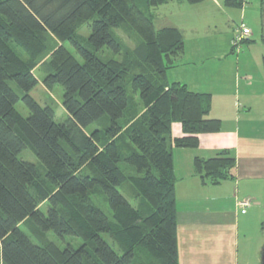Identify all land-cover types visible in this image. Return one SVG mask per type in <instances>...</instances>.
I'll use <instances>...</instances> for the list:
<instances>
[{"label":"trees","instance_id":"1","mask_svg":"<svg viewBox=\"0 0 264 264\" xmlns=\"http://www.w3.org/2000/svg\"><path fill=\"white\" fill-rule=\"evenodd\" d=\"M168 1L0 0V264H178L172 148H196L200 135L219 132L222 122L209 117V93L167 80L184 50L183 36L176 28L157 30L150 10ZM123 23L139 37L130 49L114 31ZM84 24L87 36L77 33ZM103 48L122 58L100 59ZM45 54L41 83L49 90L62 86L68 115L62 123L29 94L38 83L33 69ZM143 63L153 77L137 72ZM133 71L129 84L140 103L121 85ZM19 101L28 116L15 108ZM172 123L180 136H171ZM26 148L36 164L19 158ZM123 163L134 172L126 174ZM234 166L226 149L193 159L195 173L212 185L231 179ZM125 181L137 203L120 193ZM99 189L110 217L91 199ZM24 222L40 242L20 227ZM48 232L83 242L61 248L45 239Z\"/></svg>","mask_w":264,"mask_h":264},{"label":"crops","instance_id":"2","mask_svg":"<svg viewBox=\"0 0 264 264\" xmlns=\"http://www.w3.org/2000/svg\"><path fill=\"white\" fill-rule=\"evenodd\" d=\"M240 2V6H227L225 0L197 4L170 0L150 10L157 30L176 28L183 36L184 50L167 70V80L183 83L192 92L209 93V117L220 119L222 130L226 128L223 122L234 121L229 144L220 142L219 131L201 134L196 148H172L178 264H259L257 252L264 241V72L259 83L263 86L252 94L255 83L247 80L250 73L243 77L237 72L238 58H233V52L202 43L215 36L218 14L223 15L226 27L234 31L236 19H244L249 26L250 17L261 13L263 0ZM251 32L253 41L252 29ZM188 36L193 42L191 48L187 47ZM231 37L232 32L226 37L229 46ZM231 82L236 88L234 93ZM240 88L244 92L241 109L236 93ZM255 94L259 96V114L253 112L256 99L250 98ZM174 124L171 136H180L181 128L172 134ZM224 149L235 159L232 178L216 185L203 182L194 171L193 159L211 158ZM243 198L251 201L247 209L239 206ZM241 235L245 244L242 256Z\"/></svg>","mask_w":264,"mask_h":264},{"label":"rangeland","instance_id":"3","mask_svg":"<svg viewBox=\"0 0 264 264\" xmlns=\"http://www.w3.org/2000/svg\"><path fill=\"white\" fill-rule=\"evenodd\" d=\"M246 20V19H245ZM236 22H238L239 24V19H236ZM249 26L251 27L252 31H253V41L251 43H245V44H240L239 46H237V48L234 49L233 51V58H238L235 65L237 66V72L243 76L246 77V73H250L247 80H252L255 85H254V89L252 91V94L256 93V90L259 89L261 86H263V84H259L263 78V72H264V41H262L261 37H262V23H261V13L260 11H258L256 14L252 15L250 17L249 20ZM217 29H216V33L215 36L212 37L210 40H206L205 42L202 41V43H204V45H211L212 49H218V50H222L224 48H227V51H230V48L233 47L232 44L229 46L228 44V37L229 35H231L232 32V36L234 34V31H232V28H227L226 27V22L225 19L223 17V15H219L216 16L215 18V24H214ZM213 27V26H212ZM129 30V31H128ZM115 33L122 39V42L124 45H126V47H128L129 49L132 48L135 45L136 39H139L138 35L129 28V26L125 23L121 24V26L119 28H117L116 30H114ZM77 33L82 34L87 36L89 34V29L87 27V24H84L82 27H80L77 30ZM217 34V35H216ZM50 35V34H49ZM226 35V37H225ZM46 37L48 38V41L50 44H48V46L50 47V45H52V38H50L48 35H46ZM189 36L187 37V47L191 48L193 46V42L189 41ZM54 39V38H53ZM232 39V37L230 38V40ZM55 40V39H54ZM225 40L227 43H225ZM56 41V40H55ZM200 44V43H199ZM64 46L70 51L72 52L78 59L79 57L77 56V54L75 53L74 49L67 43H64ZM227 46V47H226ZM230 53V52H229ZM232 53V52H231ZM47 55L45 54L42 58H40L37 66L33 69V73L36 76L38 83L35 85V87L29 92L30 96L32 98H34L40 105H47L49 106L53 112H54V120L58 123H62L64 122L68 115L65 111V109L62 106V96H63V88L61 85H54L50 90L45 88L42 83V77L44 76L45 73V68H44V64L47 60ZM97 56L100 59H105L106 57H110V58H116L119 59L122 58V55H116L113 54L111 51H109L107 48H103L102 50H100L99 52H97ZM231 57V56H230ZM233 60V59H232ZM227 66V65H226ZM138 73H142V74H146L149 77H151L153 75V71L150 68V66L146 63H143L141 65V70L137 71ZM133 72H130L129 76L127 78H125L122 82L121 85H123V87L126 89L127 95L129 98L133 99L134 102H141L139 99V95L138 93H133L129 84L130 81V77L133 75ZM245 73V75H244ZM153 77V76H152ZM249 80V81H250ZM231 86L233 88L232 92L234 93V91H236L235 86L233 85V82H231ZM12 87L17 90L15 88V86L12 84ZM18 91V90H17ZM239 97V106L241 109V99H242V94L244 93L242 91V88H240V90L237 89L236 92ZM251 99L253 98H259L258 95H252L250 97ZM253 102V101H252ZM257 99L253 102L254 104V111L255 113L260 112L259 107L257 106ZM138 104V103H137ZM15 108L17 109V111L22 114L23 116H28L29 112L28 109L23 105V103L21 101H19L16 105ZM137 108H139V104L137 105ZM129 115V114H128ZM125 119L127 120V118L125 117ZM225 126L226 128H224L222 130H220V142L224 143V144H229L230 141L232 140L231 136H230V128L231 126L234 125V121L231 120H227L225 122ZM224 125V124H223ZM178 126V127H177ZM94 128H96V124H92L90 126H88L85 131L87 133H90V131H92ZM172 134L175 135L176 134V130L177 133L180 130V127L178 125V123L174 124L172 126ZM214 136V135H211ZM19 158H21L22 160L31 162V163H37V160L33 154V152L29 149L26 148L24 149L20 154H19ZM120 167L125 171V173H129L131 174L132 172H134V169L126 164H120ZM88 169L86 167L82 168V173H87ZM119 191L120 193L129 201H132L133 203H137L136 199L133 198V192H134V187L131 185L130 182L125 181L124 183H122V185L119 187ZM91 199L93 200V202L108 216L110 217V209L107 205V202L105 200V197L103 195V193L98 190L94 191L91 193ZM40 209L46 213L47 210V204L43 203L42 205H40ZM262 221H264V218L262 219ZM20 227L30 236L31 235H35L37 236L38 234L36 232H32L31 229L29 228V224L28 223H22L20 225ZM32 233V234H31ZM262 233L264 234V231H262ZM32 239L36 242H40L41 240L38 238H34L33 236H31ZM102 237L105 241H107L108 243H110L113 248L115 250H118L117 244L114 243V241L111 239L110 235L108 234H102ZM243 236H240L241 239V256H242V247H244L243 245H245L243 243ZM45 239H48L52 242H55L58 246H60L61 248L65 247L66 245H70L73 248H77L82 244V239L79 237H72V236H67L65 237L63 240H59L57 238H55V236L51 233L48 232L46 233ZM243 243V244H242ZM246 243H247V239H246ZM249 254H247L248 256ZM257 256H258V252H257Z\"/></svg>","mask_w":264,"mask_h":264},{"label":"built area","instance_id":"4","mask_svg":"<svg viewBox=\"0 0 264 264\" xmlns=\"http://www.w3.org/2000/svg\"><path fill=\"white\" fill-rule=\"evenodd\" d=\"M251 34V29L247 25L246 21L241 19L234 30V34L231 39L232 46L237 48V46H239L244 40L249 39ZM250 204L251 201L249 198H243L241 201H239V206H241L243 209H247Z\"/></svg>","mask_w":264,"mask_h":264},{"label":"water","instance_id":"5","mask_svg":"<svg viewBox=\"0 0 264 264\" xmlns=\"http://www.w3.org/2000/svg\"><path fill=\"white\" fill-rule=\"evenodd\" d=\"M261 23H262L263 33H264V0L262 2ZM258 257H259V264H264V241L262 242L259 248Z\"/></svg>","mask_w":264,"mask_h":264}]
</instances>
